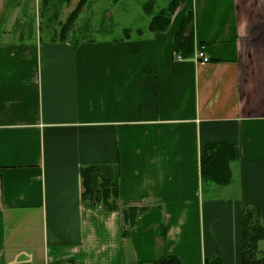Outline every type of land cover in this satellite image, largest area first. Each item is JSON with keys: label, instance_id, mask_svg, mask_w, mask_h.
Returning a JSON list of instances; mask_svg holds the SVG:
<instances>
[{"label": "crops", "instance_id": "1", "mask_svg": "<svg viewBox=\"0 0 264 264\" xmlns=\"http://www.w3.org/2000/svg\"><path fill=\"white\" fill-rule=\"evenodd\" d=\"M175 1L164 32L147 15L74 45L43 39V0H0V264L240 263L245 206L264 220V0ZM214 141L235 147L231 179L203 190ZM89 165L119 168L120 203L154 205L125 241L118 210L81 201Z\"/></svg>", "mask_w": 264, "mask_h": 264}, {"label": "trees", "instance_id": "2", "mask_svg": "<svg viewBox=\"0 0 264 264\" xmlns=\"http://www.w3.org/2000/svg\"><path fill=\"white\" fill-rule=\"evenodd\" d=\"M164 0H148L142 6L143 11L150 17L148 29L151 32H164L168 29L171 16L177 7L175 0L167 1L166 6H159L157 2ZM87 0H78L69 18L75 19ZM73 21V20H72ZM189 28L187 34H184ZM64 31H62V34ZM90 40V39H89ZM87 41V40H82ZM82 41L74 43L79 44ZM173 52L180 58L192 56L194 38L192 15H186L173 40ZM235 158V147L231 144L214 141L208 142L200 156V181L203 190L210 184L225 186L231 179L230 162ZM119 168L110 165H89L81 167L80 178L82 184L81 201L83 204L95 207L99 204L106 211L118 210L121 213V233L123 241L130 236L136 226L137 216L153 207V204H127L118 201ZM156 234L164 240L165 223L159 224ZM264 239V220L261 219L256 206H245L241 218V256L239 264H264V254L258 250L257 243ZM145 264H180L177 257L168 255L165 251L159 257ZM204 264H221L220 257L205 260Z\"/></svg>", "mask_w": 264, "mask_h": 264}, {"label": "rangeland", "instance_id": "3", "mask_svg": "<svg viewBox=\"0 0 264 264\" xmlns=\"http://www.w3.org/2000/svg\"><path fill=\"white\" fill-rule=\"evenodd\" d=\"M77 1L43 0L42 36L44 40L54 39L76 43L89 39L99 40L105 36L114 38L124 35L121 31L122 25L115 26L114 22L127 25L132 31L130 33L136 36L135 27L145 29L146 25L143 24L148 21V16L142 8L148 0H87L77 18H69ZM160 3L161 1L159 5ZM62 31H64L63 34ZM258 248L264 249V240L258 242Z\"/></svg>", "mask_w": 264, "mask_h": 264}, {"label": "built area", "instance_id": "4", "mask_svg": "<svg viewBox=\"0 0 264 264\" xmlns=\"http://www.w3.org/2000/svg\"><path fill=\"white\" fill-rule=\"evenodd\" d=\"M177 57L180 58L179 56H177ZM196 57H197L198 59H201V62H202V63H205V62H207V61L209 60V58L206 57V56L204 55V53H203L202 51H200V50H198V51L196 52Z\"/></svg>", "mask_w": 264, "mask_h": 264}]
</instances>
